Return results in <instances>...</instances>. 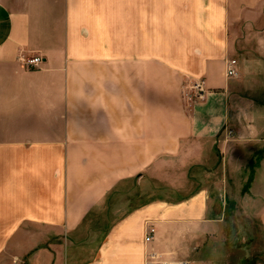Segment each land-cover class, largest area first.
<instances>
[{
	"label": "crops",
	"instance_id": "obj_1",
	"mask_svg": "<svg viewBox=\"0 0 264 264\" xmlns=\"http://www.w3.org/2000/svg\"><path fill=\"white\" fill-rule=\"evenodd\" d=\"M0 264H264V0H0Z\"/></svg>",
	"mask_w": 264,
	"mask_h": 264
},
{
	"label": "rangeland",
	"instance_id": "obj_2",
	"mask_svg": "<svg viewBox=\"0 0 264 264\" xmlns=\"http://www.w3.org/2000/svg\"><path fill=\"white\" fill-rule=\"evenodd\" d=\"M177 166V167H176ZM170 168L174 167L175 170H177L176 172H170ZM164 168L165 170L168 169L169 172H164L162 174V177L166 180H171V179H176L178 177H182L184 176L185 178V169L186 167L183 165V162H180V167L178 166V162L174 161V160H170L166 163H164ZM161 174V173H160ZM159 174V175H160ZM194 174V177L196 179V182L205 180L206 177L204 176V171L202 170L200 165L195 164L193 166V169L190 172V175ZM202 184V183H201ZM132 188L127 191L128 189H126L124 192L121 191L115 198V203L114 206L115 208H123L124 209H128L129 207L132 208L134 207V205H136V202L141 203L143 202L146 197H150L155 193H159L162 194L163 196H172L176 193V190L173 189H169L166 187L163 188H155L154 185H148V187H146L145 189L140 188L141 186L139 185H135V184H131ZM195 186H197V183H195ZM130 188V187H128ZM141 194V195H140ZM142 194H143V198H142ZM107 207H104V209H102L101 211H99V216L96 217L93 220H88L86 222V224L84 225L83 229L81 232H91L93 230H97V229H101L103 227H105L106 223H107ZM243 219L242 220H238L236 222H233L231 224L232 227V232H249V229H252L254 232L255 231H259L260 230V222L258 221H250V220H246L245 218V214L242 215ZM237 229V230H235ZM242 229V231H241ZM244 235V237H245ZM236 243H238V241L234 238L231 237L230 239H228L227 244L230 246H234ZM242 244H246L245 242H243ZM253 243V247H254ZM251 244L249 243L248 246H250ZM260 245H262V242L260 241ZM261 247V246H260ZM233 255V254H231Z\"/></svg>",
	"mask_w": 264,
	"mask_h": 264
},
{
	"label": "built area",
	"instance_id": "obj_3",
	"mask_svg": "<svg viewBox=\"0 0 264 264\" xmlns=\"http://www.w3.org/2000/svg\"><path fill=\"white\" fill-rule=\"evenodd\" d=\"M26 65L30 68H40L43 63V58L41 56L31 57L24 60ZM227 75L229 77H234L237 75V61L230 60L227 66ZM208 95V89L205 86L204 79H199L192 82L189 87L184 92V96L188 99L189 102L194 101H202ZM229 135L233 136V131H229ZM151 235L147 237V241H151L153 239L152 233L153 230L150 231Z\"/></svg>",
	"mask_w": 264,
	"mask_h": 264
}]
</instances>
